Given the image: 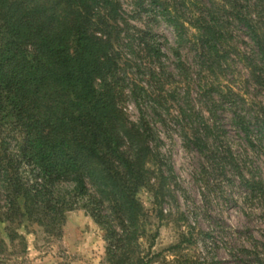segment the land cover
<instances>
[{
	"label": "trees",
	"instance_id": "obj_1",
	"mask_svg": "<svg viewBox=\"0 0 264 264\" xmlns=\"http://www.w3.org/2000/svg\"><path fill=\"white\" fill-rule=\"evenodd\" d=\"M129 1L175 33L171 69L150 29L131 30L122 0H0V264L27 253L23 224L61 237L74 210L102 230L106 264H152L174 191L155 130L165 120L177 126L185 148L237 167L226 160L231 147L213 112L205 109V118L191 92L216 86L235 62L264 90V0ZM238 28L249 54L236 44ZM183 44L197 72L182 60ZM203 73L215 81L204 83ZM232 123L251 150L264 140L261 104L234 113ZM239 178L264 196L261 180ZM141 193L151 198L149 212Z\"/></svg>",
	"mask_w": 264,
	"mask_h": 264
},
{
	"label": "rangeland",
	"instance_id": "obj_2",
	"mask_svg": "<svg viewBox=\"0 0 264 264\" xmlns=\"http://www.w3.org/2000/svg\"><path fill=\"white\" fill-rule=\"evenodd\" d=\"M122 8L131 30L150 29L165 49L171 69L175 58L169 49L177 47L173 30L159 16L134 9L129 0H122ZM235 35L239 51L249 54L247 37L239 28ZM179 53L196 71L188 46L181 45ZM203 76L202 81L208 85L215 81L213 76ZM202 81L198 83L202 85ZM217 81L202 93L195 85L191 96L194 107L202 109L205 118V109L213 112V123L231 147L226 160L233 158L237 167L220 166V161L214 164L194 149L185 148L177 126L170 120H165L166 126L155 125L159 151L173 173L174 191L163 206L166 219L151 250L153 255L159 254L152 264H184L186 260L198 264H259L264 260V196L251 193L239 178L242 172L245 179L261 180L264 185V140L251 150L232 123L234 113L253 111L258 104L264 107V90L254 87L238 62L230 64ZM125 109L129 118L137 121L139 113L133 103L127 101ZM140 200L149 212L150 196L141 193ZM24 227L20 233L25 237L27 253L14 264H106L102 230L83 210L65 215L61 237L47 236L34 225ZM184 238L191 243L181 244ZM178 244L179 249L167 250Z\"/></svg>",
	"mask_w": 264,
	"mask_h": 264
}]
</instances>
